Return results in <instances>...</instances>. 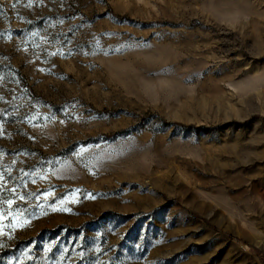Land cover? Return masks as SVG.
I'll list each match as a JSON object with an SVG mask.
<instances>
[{
    "label": "rangeland",
    "instance_id": "rangeland-1",
    "mask_svg": "<svg viewBox=\"0 0 264 264\" xmlns=\"http://www.w3.org/2000/svg\"><path fill=\"white\" fill-rule=\"evenodd\" d=\"M0 264H264V0H0Z\"/></svg>",
    "mask_w": 264,
    "mask_h": 264
},
{
    "label": "snow or ice",
    "instance_id": "snow-or-ice-1",
    "mask_svg": "<svg viewBox=\"0 0 264 264\" xmlns=\"http://www.w3.org/2000/svg\"><path fill=\"white\" fill-rule=\"evenodd\" d=\"M3 233L2 232H0V235H2Z\"/></svg>",
    "mask_w": 264,
    "mask_h": 264
}]
</instances>
